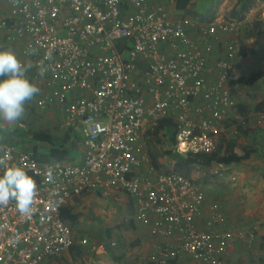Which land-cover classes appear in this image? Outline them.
<instances>
[{"label":"built area","instance_id":"2783aa9c","mask_svg":"<svg viewBox=\"0 0 264 264\" xmlns=\"http://www.w3.org/2000/svg\"><path fill=\"white\" fill-rule=\"evenodd\" d=\"M129 6L123 0H14L12 23L0 15L6 40L22 39L21 53L32 57L31 74L39 75L42 60L50 66L47 90L35 106H60L61 127L78 129L83 148L79 164L41 163L0 141L9 162L25 167L37 183L30 214L14 203L0 207V264H41L69 249L72 230L60 211L96 191L132 198L136 219L162 239L160 264L183 254L200 264H228L231 244L250 245L247 228H217L223 214L216 203L201 228L203 188L191 177L156 171L142 138L172 116L179 127L176 151L213 148L231 120V87L241 77L242 22L176 15L174 7L149 0H129Z\"/></svg>","mask_w":264,"mask_h":264},{"label":"crops","instance_id":"0c3cea01","mask_svg":"<svg viewBox=\"0 0 264 264\" xmlns=\"http://www.w3.org/2000/svg\"><path fill=\"white\" fill-rule=\"evenodd\" d=\"M149 1L150 3H160L165 5V7H174V10L179 11L180 14L188 16L190 15V7H200L197 4L198 0H191L186 9L182 10L176 7L175 2H170L169 0ZM217 1L219 0L212 1L206 4L205 7H200V9L206 11L211 7H217ZM123 2L125 7H130L129 0H123ZM260 3V7L250 6L248 11L244 12L241 17V22H246L245 26H247V28L243 27L241 33V51L236 62L237 70L241 72V77L231 88V96L234 101L231 119L233 118L232 115L237 119L225 121V123L230 121L232 123L231 127L224 123L223 130H228L234 125L236 129L238 123H242L244 128H253L254 132L252 134L238 133L237 137H234L236 139L239 136L243 137L246 141H250L249 145L255 143L253 149L256 147L261 149L262 158L260 157L259 159L262 163L258 164H262L264 167V111L261 112L254 109L255 105L264 99V0H261ZM13 7L14 0H0V15L7 24L12 23L14 19L12 14ZM217 18L223 17L217 15L209 19V21ZM254 23H258L257 26H254ZM6 31L5 28L0 26V50H12L22 63H30L32 65V57H26L21 53L23 40L7 41ZM225 37H228V35ZM215 56L216 53L214 51L208 52V60L212 61ZM30 71L31 69L27 71L26 76L40 89V92L33 100L26 103L24 117L15 126L5 125L0 122V141L10 142L9 140H11L20 151L37 152L41 156H51L50 151L55 148L52 139L50 138V142H48L43 138L36 137V135L44 136L43 132H39L43 131L42 129L36 127L39 130L33 133L31 131L26 133L21 131L25 130V125L30 127V123L33 125L37 123L43 124L40 120L44 117H48L47 119L52 118L53 125L61 130L57 134L52 133L53 136L61 137L65 132L69 131V142L63 148L64 155H60L62 157L59 156V159L53 160L79 164L82 161L83 148L80 143V137L77 134L79 133L78 129L71 130L61 127L63 113L60 106L52 105L45 108V112L43 111L45 109H39L35 106L36 99L41 97L47 90L46 77L31 74ZM80 92L81 90L79 89L75 91V93ZM240 111L244 112V114L241 115ZM236 120L237 123L234 122ZM235 150L241 153V149L239 150L236 147ZM49 158L51 161L52 157ZM241 164L229 165L226 168H231V166L235 165L241 167ZM260 195L261 199L258 201L260 206L264 207V193ZM206 196L207 201L204 203V213L206 215L210 204L217 202V204H221L223 220L217 225L218 228L225 229L231 226H239L233 220L237 216V212L240 213L237 208H233L230 211L229 205L226 207V204L224 205V202L221 203L219 199V201H215V196L212 193H206ZM67 206L71 207V213L76 216L74 223L65 221L72 230V247L57 256L44 259L41 264H160L158 262V247L162 244V239L159 236H153L150 233L149 226L136 219L133 200L125 192L112 191L106 195L100 191L82 193L68 202ZM261 214H264V210ZM201 219L199 224L203 221L202 217ZM254 221L253 231L248 240L250 245H247L245 241L237 240L227 248L229 254L228 264H264V223H261L264 222V216H257ZM86 236L93 237L92 246L95 249L82 243V239H86ZM166 264H200V262L183 254L178 258L169 260Z\"/></svg>","mask_w":264,"mask_h":264},{"label":"rangeland","instance_id":"374dc122","mask_svg":"<svg viewBox=\"0 0 264 264\" xmlns=\"http://www.w3.org/2000/svg\"><path fill=\"white\" fill-rule=\"evenodd\" d=\"M212 1H216V0H198L197 4L200 7H205L206 4H209ZM260 1L251 0V6L260 7L261 6ZM217 3H218L216 5L217 7H211L209 10L206 11H202L203 9H200V7H190L189 16L198 19L201 18L205 20L212 19L217 15L222 16L224 19L233 17V15L230 14V9L234 5L235 0H219L217 1ZM214 8L216 9L215 11ZM173 12L176 15H181L179 11L177 12L176 10H174ZM235 19H238L240 21L242 20L241 17L238 16ZM247 24L249 25L248 22ZM245 25L246 22L242 23V29L243 27L247 28V26ZM43 111L45 112L46 109ZM240 113L241 115L244 114V112L241 111ZM232 117H233L232 119H237L233 115ZM47 118L48 117H44L43 119L40 120L41 122H43V124L37 123L36 125H33L30 123V127L29 125H25L26 126L25 130H22L21 132L26 133L27 131H31L33 133L34 131H38L39 129H42L43 131H39V132H43L44 136L36 135V137L43 138L46 141L50 142V138L51 136H53L52 133L57 134L61 132V130H59L57 127L53 125L52 118L49 119ZM231 121L227 122L228 125H230V127L232 123ZM234 126H232V128L228 130H223V132L227 133L228 135L237 137L238 132ZM36 127H38L39 129ZM77 134L79 135V137L81 136L80 131ZM162 137H164L163 132H161L159 135V138ZM148 138L154 140L153 137H151L150 134L148 133L143 138V144L145 143L146 145L147 142L146 139ZM236 140L238 144L237 149L239 150L241 149V146H244L245 144L247 145L250 142V141H246L241 136H239V138ZM153 143H156L155 140L153 141ZM253 144L255 145V143ZM169 148H170L169 144L165 141L160 144L152 145V149L154 150V153L157 154V158L159 162L162 164V168H161L162 171H165L166 169L170 170L174 162L165 154L166 153L165 151ZM256 148L259 149V147ZM57 149L62 150L60 148ZM260 151L261 149H259V152ZM247 161H245L244 163L242 162L241 167L235 165V166H231V168H227V169L224 168V170L220 166L214 164L209 166L197 164L192 167L189 175L191 178L199 182L205 194L212 193L215 196L214 197L215 201L220 200L221 203L224 202V205L226 204V207L229 205L230 211H232L233 208L234 209L237 208L240 211V213L237 212V216L233 218V220L239 224V226H237L236 228L244 227L247 228L249 232H252L253 225L255 224L254 218L257 216H264V214H261V212L264 210V207L260 206V203L258 201L261 199V197H259L261 196L260 194L264 193V167L262 166V164H258V163H262L259 158L249 159ZM92 243H93V237L86 236L85 245L92 246L93 245Z\"/></svg>","mask_w":264,"mask_h":264},{"label":"trees","instance_id":"16d2710c","mask_svg":"<svg viewBox=\"0 0 264 264\" xmlns=\"http://www.w3.org/2000/svg\"><path fill=\"white\" fill-rule=\"evenodd\" d=\"M190 2L191 0H175V5L178 9L182 10V9H186V7L189 5ZM250 6H251V0H236L234 6L230 10V14H232L233 17H237V16L242 17L244 12L248 11ZM201 20H205V19H201ZM257 24L258 23L256 24L254 23V26H257ZM254 109L256 111L263 112L264 111V99L259 101L255 105ZM234 122L237 123V120ZM227 124L228 123L226 122L225 125ZM236 130L238 133L252 134L254 132L253 128H247V127L244 128L242 123H238L236 125ZM68 132L69 131L65 132V134L61 137H56V136L51 137L52 143L55 146V148L50 151L51 156L49 155L41 156L40 153L34 152L33 153L34 157L41 163L50 161L49 157H52L51 160L59 159L60 157H62L60 155H64L63 148L69 142ZM161 132L164 133V137L159 138V135ZM178 132H179V127H178V123L176 119L173 118L172 116H168V117L159 119L156 122V124L149 127L145 131V134L142 136V138H144V136H146L149 133L150 136L153 137V139L156 142V143H153L154 140L148 138L146 139L147 141L146 145L144 143V148L147 154L149 152L150 156L149 155L148 156L150 158L152 166L154 167L156 171L164 172V173L174 172V173L184 175L186 177H190L189 173L191 172L192 167L197 164L205 165V166L214 164L217 166H221V168L224 170L226 166L242 163L252 158L256 159V158L261 157V153L259 152V149L258 148L253 149V147H255L254 144L253 145L247 144L246 146H242L241 147L242 152L238 153L235 150L236 147L238 146L236 138L234 136L228 135L227 133L223 131H221L217 135L215 144L211 150L206 151V152H199V153H193L190 151L186 153H181L175 150L178 144V139H177ZM164 141L167 142L170 146V148L165 151L166 152L165 154L170 159H172L174 162L170 170L166 169L165 171H162L161 170L162 164L159 162L157 158V154L154 153V150L152 149V145L160 144V143H163ZM57 148H60L62 150H59ZM206 201H207V196L205 194V200L203 203H205ZM217 206L219 210L221 211V213L223 214L222 209H221V204L219 203L217 204ZM207 210L209 212V207ZM204 211L205 209H204V204H203V211H202V215L200 216L203 218V221H202L203 225H202V222L199 224L201 228H205L204 226H206V222L208 220V212L206 211L207 212V215H206ZM60 216L64 221H68L69 223H74L76 220V216L71 213V207L67 205L61 209ZM200 220L202 219L200 218ZM129 264H132V263H129ZM149 264H154V263H149Z\"/></svg>","mask_w":264,"mask_h":264},{"label":"clouds","instance_id":"9594fccd","mask_svg":"<svg viewBox=\"0 0 264 264\" xmlns=\"http://www.w3.org/2000/svg\"><path fill=\"white\" fill-rule=\"evenodd\" d=\"M45 59L50 60V55ZM31 67L30 63H22L12 50H0V122L5 125L15 126L21 121L26 103L40 92L26 76ZM38 67L41 77L50 70L43 60ZM45 175L50 179L51 170H46ZM36 193L37 183L26 168L11 164L8 152L0 149V207L14 203L21 214L28 215L32 211Z\"/></svg>","mask_w":264,"mask_h":264}]
</instances>
